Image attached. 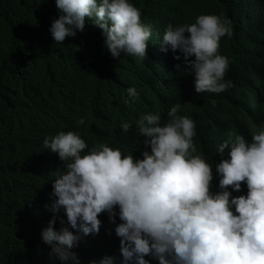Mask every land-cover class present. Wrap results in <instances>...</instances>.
Returning <instances> with one entry per match:
<instances>
[{"label":"clouds","instance_id":"clouds-1","mask_svg":"<svg viewBox=\"0 0 264 264\" xmlns=\"http://www.w3.org/2000/svg\"><path fill=\"white\" fill-rule=\"evenodd\" d=\"M141 12L135 0H39L26 23H45L28 44L45 36L50 44L87 46L98 79L122 70L131 56L156 67L159 50L161 67H178L198 101L214 106L234 90V60L222 47L236 35L227 14L201 11L175 21ZM137 96L122 87L125 101ZM186 104L180 99L122 121V133H137L135 149L91 143L78 128L83 120L33 136L35 163L25 170L42 181L34 199L40 217L28 222L30 237L22 241L37 248L39 264H264V125L227 130L205 154ZM104 241L105 251L84 256Z\"/></svg>","mask_w":264,"mask_h":264},{"label":"trees","instance_id":"trees-1","mask_svg":"<svg viewBox=\"0 0 264 264\" xmlns=\"http://www.w3.org/2000/svg\"><path fill=\"white\" fill-rule=\"evenodd\" d=\"M135 1L141 5L143 13L166 20L186 21L201 11L227 14L236 35L222 47L234 60V90L218 98L214 106L202 103L186 92L180 72H166L165 65L161 67L160 62L156 67L153 63H145L133 68L125 63L122 70H115L109 78L98 79L91 69L93 62L98 61L87 46L77 50L78 45H75L69 53L65 43L51 41L50 44L45 36L28 44L45 23V20L26 23L33 19L39 0H0V264H39L42 261L37 248L32 244L25 246L22 237L24 233H29L30 237L27 224L40 217L34 199L42 181L29 174L25 164L35 163L32 155L37 142L33 136L44 128L74 126L72 120H83L78 128L91 143L105 142L123 149H135L137 139L120 131L121 122L130 123L142 111H158L184 99L191 103L184 106V112L197 120L199 148L208 154L209 145L206 144L210 142L213 146L225 131L246 132V129L264 125V0ZM29 24L36 27H25ZM84 31L94 35L89 27ZM39 43L45 44L39 47ZM81 55L87 60L83 61ZM22 60L29 61L26 67ZM158 66L161 70L156 69ZM253 73L262 79L258 87ZM143 80H147V84ZM124 85L135 88L140 96L125 101L122 97ZM77 88L82 89L83 94H79ZM248 92L251 97L254 92L255 98L258 93L259 102L250 101ZM108 94H113L111 101H108ZM10 96L14 101L9 100ZM117 101L123 104L122 111L115 110L113 103ZM228 111L236 113L231 116ZM100 113L106 118H99ZM123 113V119L119 120ZM109 130L112 132L107 134ZM19 134L23 136L18 138ZM214 183L213 180L212 185ZM109 244L104 241L98 248L87 249L84 256H95L105 251Z\"/></svg>","mask_w":264,"mask_h":264},{"label":"bare ground","instance_id":"bare-ground-1","mask_svg":"<svg viewBox=\"0 0 264 264\" xmlns=\"http://www.w3.org/2000/svg\"><path fill=\"white\" fill-rule=\"evenodd\" d=\"M155 24H156V22H155ZM157 26V25H156ZM90 29H92L93 30V28L92 27H89ZM84 32V34H86L85 33V31H83ZM80 33H82V32H77V34H80ZM77 34H76V36H77ZM86 35H88V34H86ZM89 36H92V38L94 37V35H89ZM78 40V39H77ZM72 41H74V38L72 37ZM72 41H70L69 43L71 44L72 43ZM156 43H157V40H156ZM68 52L69 53H71L72 52V47H71V45L69 46V48H68ZM168 52H169V50H168ZM252 54V53H251ZM164 55H167V51L166 52H164L163 51V56ZM157 59H158V61L159 62H161V60H160V58H159V50L156 52V56H155ZM131 58H132V61H131V63H129L128 64V67L129 68H133V67H135V66H137V64H136V60L138 59V58H136V57H133V56H131ZM175 60V59H174ZM174 62H176V61H174ZM178 62V61H177ZM258 62V61H257ZM264 63V62H263ZM241 64V63H240ZM151 66V65H150ZM259 66V65H258ZM262 66V65H261ZM154 67V66H153ZM262 67H264V66H262ZM254 68H256V67H254ZM261 68V67H260ZM156 69H159V70H161V68H160V66H158ZM234 69V68H233ZM262 69V68H261ZM174 70H176V71H178V67L176 68V69H174ZM253 70V69H252ZM264 70V69H263ZM175 71V72H176ZM257 71H260V70H257ZM71 72V71H70ZM256 72V71H255ZM250 73H251V71H250ZM259 73H261V72H259ZM258 73V74H259ZM262 73H263V71H262ZM255 73H253V76H255L254 75ZM166 75V74H165ZM252 76V77H253ZM257 77H258V75H257ZM146 79L148 78V76H146L145 77ZM159 78V77H158ZM167 78H169V77H167ZM254 78V77H253ZM173 79H175V77L173 78ZM254 79H256L257 80V82H255L256 83V86L258 87L259 86V82H260V80H262L261 79V77H258V78H256V76H255V78ZM254 79H253V81H254ZM167 79H165V77H164V82H165V85H167V81H166ZM255 80V81H256ZM142 82H145L146 84H147V80L145 81V80H143ZM250 87H251V77L249 76V79H248V89H250ZM77 92H79V94H83V90L82 89H79V88H77ZM110 92H112V91H110ZM169 93H167V95H168ZM111 95H113V94H108V101H111V98L112 97H110ZM254 95V92H252V97H254L253 96ZM257 96H258V98L257 99H255V101L257 100L258 102H259V100L261 99V96L257 93ZM247 97H248V99H249V92H248V95H247ZM184 98V97H183ZM140 99H141V97H140ZM140 99H138V100H140ZM254 99V98H253ZM224 100V99H223ZM130 101V100H129ZM169 101V100H168ZM223 102V101H222ZM226 102V101H225ZM222 104V103H221ZM226 104H227V102L224 104L225 106H226ZM233 104V103H232ZM225 106L223 107V109L225 108ZM229 106V105H228ZM227 106V107H228ZM230 107H232V106H230ZM250 107H251V105H250ZM228 109V108H227ZM101 110H103V108L101 109ZM128 110H131V108H128ZM223 111V110H222ZM234 111V110H233ZM127 113H130V112H128L127 111ZM223 113V112H222ZM234 113H236V112H232V111H228V115H233ZM123 115H124V113L122 114V119H123ZM259 117H261V116H259ZM99 118H106L102 113H100V116H99ZM262 118V117H261ZM121 119V120H122ZM229 119V118H228ZM128 120V119H127ZM73 122L72 123H78L76 120H72ZM257 121H258V118H257ZM77 125V124H76ZM216 126H217V124H216ZM118 128H120V127H118ZM215 128V127H214ZM214 128H213V126H212V133H214L215 132V130H214ZM219 131H220V128H219ZM112 131L111 130H109L108 131V133L107 134H110ZM221 133V132H220ZM242 136H245V135H242ZM211 138V137H210ZM215 138V137H214ZM214 140V139H213ZM138 141V140H137ZM208 141V140H207ZM211 141V140H210ZM206 142V141H205ZM210 143V142H209ZM203 144H204V142H203ZM206 144V143H205ZM206 145H208V144H206ZM204 146V145H203ZM206 147V146H205ZM208 147V146H207ZM214 189V187H213V185H212V189L211 190H213ZM216 191V190H215ZM242 191V190H241ZM10 203V201H7V204H9ZM121 260H123V258H119V261H121Z\"/></svg>","mask_w":264,"mask_h":264},{"label":"water","instance_id":"water-1","mask_svg":"<svg viewBox=\"0 0 264 264\" xmlns=\"http://www.w3.org/2000/svg\"><path fill=\"white\" fill-rule=\"evenodd\" d=\"M188 24H191V23H188ZM177 26H180L179 24H174L173 25V27H177ZM60 44V43H59ZM81 59L83 60V61H86L87 60V58L84 56V55H81ZM181 70V69H180ZM171 71H172V73H176L175 71L176 70H174V69H171ZM257 99V98H255V97H251V96H249V99H250V101L252 100V99ZM130 105V104H129ZM128 105V106H129ZM113 106H115V110L116 111H122L123 110V104L122 103H120V102H115V103H113ZM127 106V107H128ZM125 109H127V108H125ZM124 112V111H123ZM183 115H184V113H183ZM120 119H122V117L121 118H119V120ZM129 133L131 134V135H133V136H135V138L136 139H138V136H137V133L135 132V131H129ZM140 139V138H139Z\"/></svg>","mask_w":264,"mask_h":264}]
</instances>
